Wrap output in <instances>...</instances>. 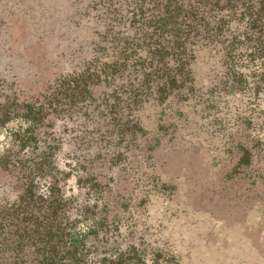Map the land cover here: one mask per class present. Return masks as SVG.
<instances>
[{"label": "trees", "instance_id": "16d2710c", "mask_svg": "<svg viewBox=\"0 0 264 264\" xmlns=\"http://www.w3.org/2000/svg\"><path fill=\"white\" fill-rule=\"evenodd\" d=\"M84 10L102 26L87 56L30 98L8 96L0 81V126L26 123L0 155V264H179L169 250L147 249L148 229H129L136 207L125 199L109 219L110 171H131L132 149L149 162L172 126L167 116L187 128L183 108L210 118L219 134L244 126L237 165L264 148V0H90ZM215 58L220 66L205 86L195 65ZM232 96L245 101L243 110ZM147 107L160 109L152 130L138 116ZM148 177L138 205L152 194L170 199L172 187ZM86 221L89 234L75 237Z\"/></svg>", "mask_w": 264, "mask_h": 264}, {"label": "rangeland", "instance_id": "374dc122", "mask_svg": "<svg viewBox=\"0 0 264 264\" xmlns=\"http://www.w3.org/2000/svg\"><path fill=\"white\" fill-rule=\"evenodd\" d=\"M75 2L0 0V81L8 96L22 91L28 98L36 95L57 73L70 69L74 58L87 56L93 30L102 26L92 18L95 14L90 18L84 15L90 0ZM219 66L217 58L207 64L200 59L195 69L201 83L208 85L211 69ZM231 100L241 110L245 108V101L237 96ZM173 104L175 110L181 108L177 101ZM155 109L147 107L138 113L150 130L155 127V111H160ZM183 111L189 119L187 128L181 129L182 121L174 112L167 116L164 124L172 126L162 133L160 144L147 153L149 162L132 149L128 153L131 171H110L114 183L107 216L119 215L118 202L125 199L129 209L136 207L137 225L130 223L129 229H148L147 249L169 250L179 264H264V148L250 149L248 164L237 165L240 152L234 147L247 135L244 126L223 135L211 128L210 118L193 114L191 108ZM25 127L18 118L0 126V155L10 148L12 133ZM153 136L152 132L141 142ZM224 136L235 143L229 139L223 146ZM97 168L103 175L104 168ZM133 170L143 183L131 179ZM150 175L172 187L170 199L152 194L141 207L139 197ZM91 226L89 221L81 222L72 233L85 238Z\"/></svg>", "mask_w": 264, "mask_h": 264}]
</instances>
